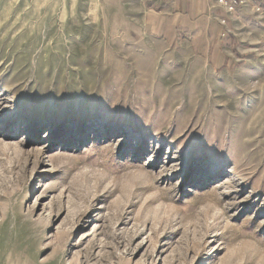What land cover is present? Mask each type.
<instances>
[{
    "label": "rangeland",
    "instance_id": "374dc122",
    "mask_svg": "<svg viewBox=\"0 0 264 264\" xmlns=\"http://www.w3.org/2000/svg\"><path fill=\"white\" fill-rule=\"evenodd\" d=\"M149 3L0 0V264H264V44Z\"/></svg>",
    "mask_w": 264,
    "mask_h": 264
},
{
    "label": "crops",
    "instance_id": "0c3cea01",
    "mask_svg": "<svg viewBox=\"0 0 264 264\" xmlns=\"http://www.w3.org/2000/svg\"><path fill=\"white\" fill-rule=\"evenodd\" d=\"M148 2L157 6L153 13L164 15L160 18L165 17V28L170 27L167 19H172L176 28L184 27L188 31L186 41L217 69L232 67L250 55L253 48L246 47L244 42L264 44V0H246L232 12L217 0ZM257 7L261 10L257 11Z\"/></svg>",
    "mask_w": 264,
    "mask_h": 264
},
{
    "label": "built area",
    "instance_id": "2783aa9c",
    "mask_svg": "<svg viewBox=\"0 0 264 264\" xmlns=\"http://www.w3.org/2000/svg\"><path fill=\"white\" fill-rule=\"evenodd\" d=\"M218 4L223 6L227 11L232 12L237 9L238 6L244 5L246 0H217ZM257 11L261 10V7H257ZM223 23L226 22L225 19L222 20Z\"/></svg>",
    "mask_w": 264,
    "mask_h": 264
}]
</instances>
